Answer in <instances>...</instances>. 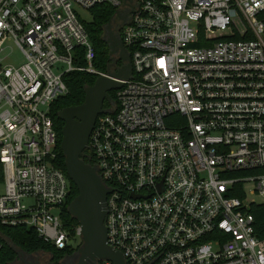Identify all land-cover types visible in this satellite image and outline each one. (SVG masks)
Segmentation results:
<instances>
[{
  "label": "built area",
  "instance_id": "2783aa9c",
  "mask_svg": "<svg viewBox=\"0 0 264 264\" xmlns=\"http://www.w3.org/2000/svg\"><path fill=\"white\" fill-rule=\"evenodd\" d=\"M98 4L123 0H0V226L32 227L59 249L71 245L61 214L71 183L51 107L68 93L66 73L107 74L74 9ZM129 6L121 39L133 74L87 148L111 189L107 244L127 264H264L251 211L264 202V0ZM14 47L24 61L3 66Z\"/></svg>",
  "mask_w": 264,
  "mask_h": 264
},
{
  "label": "water",
  "instance_id": "95a60500",
  "mask_svg": "<svg viewBox=\"0 0 264 264\" xmlns=\"http://www.w3.org/2000/svg\"><path fill=\"white\" fill-rule=\"evenodd\" d=\"M106 30L110 55L118 52L126 64L114 72L99 75L93 85L86 87L84 102L65 107L58 113V117L64 122L61 148L65 155L67 175L78 189V194L68 206V212L81 227L83 243L78 248L79 264H90V261L106 258L115 264H127L124 255L107 244L105 218L107 195L111 189L105 185L97 168L83 159L97 116L104 112L102 104L105 94L121 87L122 79H128L133 74L131 57L122 39L113 34L111 21ZM115 47L118 48L117 51L114 50Z\"/></svg>",
  "mask_w": 264,
  "mask_h": 264
},
{
  "label": "trees",
  "instance_id": "16d2710c",
  "mask_svg": "<svg viewBox=\"0 0 264 264\" xmlns=\"http://www.w3.org/2000/svg\"><path fill=\"white\" fill-rule=\"evenodd\" d=\"M92 11V19L86 22L82 19L85 27L89 33L90 39L96 49V58L94 60V67L104 73H108L107 62H110L108 43L106 42V26L113 19L116 14L117 8L109 4H98L90 8ZM106 48V51L103 50ZM80 57L78 63L82 66L87 65V61L83 56V48L79 50ZM108 54V55H107ZM106 55V61L102 59L103 66L99 64V57ZM98 74L90 73L86 70H74L66 73L64 79L68 85V93L59 97L51 107V116L56 125L58 132V149L59 158L57 165L67 174L65 165V155L61 148L62 140V127L64 122L58 117V113L65 107L78 105L85 100V89L89 85H93L98 78ZM87 154L86 162L93 164L94 159L88 157L90 154L89 149L85 150ZM258 172L264 171V169L257 170ZM240 173H232L233 176ZM69 177V176H68ZM71 193L62 207V218L66 224L67 229L70 231L72 237L76 236L75 228L79 225L78 221L68 212V206L74 197L78 194L76 185L70 180ZM241 186V185H240ZM239 196H243V193H239ZM251 211L255 217V232L259 238H264V202L253 204ZM0 238L3 241V247L0 249V264H9L16 257L15 248L22 249L28 252L45 251L52 253H59V257L64 256L77 250L79 247H73L68 245L63 249L57 248L53 243L47 242L42 239L37 231L32 227L17 226V227H2L0 226ZM83 241L81 242V244Z\"/></svg>",
  "mask_w": 264,
  "mask_h": 264
},
{
  "label": "flooded vegetation",
  "instance_id": "af4514ba",
  "mask_svg": "<svg viewBox=\"0 0 264 264\" xmlns=\"http://www.w3.org/2000/svg\"><path fill=\"white\" fill-rule=\"evenodd\" d=\"M129 0H123V5L119 7L116 10V14L113 17V22L115 23L116 27L113 29V34L116 36V38H121V32L124 24V20L128 18L130 14V8H129ZM111 40L112 38L109 37ZM113 41V40H112ZM117 47H115L114 50L117 51ZM126 62H124L117 52L115 59H114V68L115 70L119 67H122L125 65ZM117 107V98H116V89H111L107 91V94H105V98L102 104V109L104 112L114 110ZM87 154L84 152L83 159L86 161ZM16 251V257L9 262V264H65V261L63 259H67V264H73L72 258H76V254L74 256L70 254H65L64 256L59 257V253H52V252H45V251H34V252H28L24 251L19 248H15ZM76 251V250H75ZM48 255L49 258H47L46 262H42L40 260V255ZM80 257V256H79ZM90 264H98L99 259L95 261H90ZM79 264V260L78 263Z\"/></svg>",
  "mask_w": 264,
  "mask_h": 264
},
{
  "label": "rangeland",
  "instance_id": "374dc122",
  "mask_svg": "<svg viewBox=\"0 0 264 264\" xmlns=\"http://www.w3.org/2000/svg\"><path fill=\"white\" fill-rule=\"evenodd\" d=\"M74 9L75 11L77 12V14L79 15V17L81 19H83L84 21L86 22H89L91 21L92 19V11L91 9H85V8H82L81 6L79 5H74ZM113 20V19H112ZM111 20V23H112V28L114 29L116 27L115 23ZM106 33L108 34L107 30H106ZM107 37V36H106ZM107 48L109 49V56H110V59L111 61L110 62H107V69L108 71H112L114 72L115 71V68H114V59H115V56L116 54H113L112 56L110 55V48L109 46H107ZM103 50L106 51V48H104ZM7 55V54H6ZM5 54H3L2 56L4 57L3 60H2V65L3 66H6V65H20L23 61H24V57L21 53V51L17 48V47H14V51L11 52L7 57ZM108 55V54H107ZM106 55L103 56L101 55L99 57V64L101 66L104 65V63L102 62V59H104L106 61ZM254 187V184L252 181H248L245 183V188L247 190L248 193L251 192V190L253 189ZM3 189H4V185L3 184H0V193L3 192ZM250 196V195H249ZM58 209L55 208L53 209V212L57 213ZM82 242V237H72L71 240H70V244L73 246V247H79L81 246ZM70 255L74 256V254H76V258L73 257L72 258V261H73V264H77L78 263V260H79V256H80V253L78 251V249L72 253H69ZM40 260L44 263L47 261V258H49L48 255H40ZM63 261H65V264H67V259H63Z\"/></svg>",
  "mask_w": 264,
  "mask_h": 264
}]
</instances>
